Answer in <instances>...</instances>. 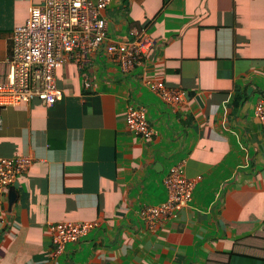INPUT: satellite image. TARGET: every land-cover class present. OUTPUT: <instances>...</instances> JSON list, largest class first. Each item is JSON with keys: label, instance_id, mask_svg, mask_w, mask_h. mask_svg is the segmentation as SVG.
Wrapping results in <instances>:
<instances>
[{"label": "crops", "instance_id": "crops-1", "mask_svg": "<svg viewBox=\"0 0 264 264\" xmlns=\"http://www.w3.org/2000/svg\"><path fill=\"white\" fill-rule=\"evenodd\" d=\"M42 3L0 0V75L12 31ZM103 15L112 38L147 29L137 68L102 48L56 70L62 100L2 110L0 157L34 161L0 204V264H264V0H111ZM150 79L187 103L171 107ZM130 106L147 109L151 137L130 131ZM178 163L193 199L148 229L141 211L167 200ZM61 221L95 225L57 254L47 229Z\"/></svg>", "mask_w": 264, "mask_h": 264}, {"label": "built area", "instance_id": "built-area-1", "mask_svg": "<svg viewBox=\"0 0 264 264\" xmlns=\"http://www.w3.org/2000/svg\"><path fill=\"white\" fill-rule=\"evenodd\" d=\"M110 3L111 0H43L41 5L31 7L26 21L11 34L9 70L6 79L0 81V128L6 107L26 105L34 99L51 106L62 100L63 91L57 85L55 73L67 62L84 69L102 48L123 72L133 71L146 59L151 45L147 29L136 28L130 40L107 34L108 21L103 13ZM147 83L171 107L187 103L184 90L170 87L162 80L150 79ZM255 114L264 123V99L256 104ZM127 125L130 131L146 139L154 134L144 107L128 108ZM33 161L31 155L24 153L0 157V204L7 188ZM163 182L167 200L141 211L148 229L156 230L164 221L176 218L193 199L196 181L187 178L183 163L173 165ZM94 225L92 221H61L49 223L47 230L53 237L56 253L61 254L69 243L86 237Z\"/></svg>", "mask_w": 264, "mask_h": 264}, {"label": "trees", "instance_id": "trees-1", "mask_svg": "<svg viewBox=\"0 0 264 264\" xmlns=\"http://www.w3.org/2000/svg\"><path fill=\"white\" fill-rule=\"evenodd\" d=\"M1 67L4 68V71L6 70L4 74H1V75H0V80L2 81V80L5 79V76H6V74L8 73L9 65H8L7 63H6V64H2ZM0 69H1V68H0ZM226 255H227V254H226Z\"/></svg>", "mask_w": 264, "mask_h": 264}]
</instances>
